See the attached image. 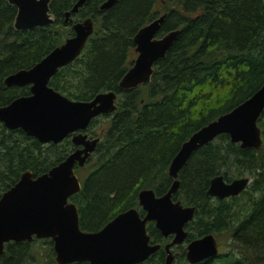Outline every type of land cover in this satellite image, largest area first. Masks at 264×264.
Listing matches in <instances>:
<instances>
[{
  "label": "trees",
  "instance_id": "16d2710c",
  "mask_svg": "<svg viewBox=\"0 0 264 264\" xmlns=\"http://www.w3.org/2000/svg\"><path fill=\"white\" fill-rule=\"evenodd\" d=\"M104 1L86 0L65 22V12L77 0H50L51 24L16 30L15 6L0 0V107L30 93L28 85H5L6 76L39 62L73 34V23L93 22L81 54L48 82L72 100L116 93L115 110L95 117L85 129L99 138L94 152L84 166L74 167L82 185L69 200L85 231L99 230L129 208L143 216L138 192L152 189L160 196L169 189L173 178L168 167L182 143L264 82V0H117L100 9ZM161 14L165 17L157 35L179 29L178 36L154 63L148 82L120 88L119 80L135 57L134 34ZM257 125L259 149L241 148L228 134H220L194 150L179 170L172 199L193 206L194 215L184 226V242L171 248L175 264H191L185 258L187 243L210 233L216 241L227 234L232 249H220L195 264H264V108ZM72 149L67 138L41 143L0 122V195L24 171L46 172ZM217 175L227 182L241 177L250 182L238 195L219 199L206 193ZM146 230L149 242L161 247L136 264H164L169 239L152 221ZM43 243L49 251L42 264H56L48 238L5 243L0 264H39L35 247Z\"/></svg>",
  "mask_w": 264,
  "mask_h": 264
},
{
  "label": "water",
  "instance_id": "95a60500",
  "mask_svg": "<svg viewBox=\"0 0 264 264\" xmlns=\"http://www.w3.org/2000/svg\"><path fill=\"white\" fill-rule=\"evenodd\" d=\"M15 6L13 27L29 30L53 22L50 0H5ZM86 0H77L64 21L71 20L70 13L77 12ZM117 0H105L100 9L110 8ZM165 17L143 25L133 36L136 53L131 66L119 80L120 88H134L148 82L154 63L164 57L179 34L174 29L157 35ZM73 34L53 48L29 69H21L4 79L5 85H28L29 94L19 96L0 107V122L10 129L20 128L27 136L41 143H58L72 134L71 141L81 148L75 149L46 172L33 175L26 170L18 180L0 195V255L4 244L10 241H32L48 238L52 242L54 262L68 264L86 261L89 264H136L156 252L160 244H151L146 224L152 221L163 236L172 235L164 245V264H175L171 246L184 242L186 223L192 220L193 206H184L173 200L179 181L177 174L190 154L220 134L241 148L259 149L262 145L257 120L264 108V82L247 99L230 111L208 122L182 143L172 158L168 174L173 178L169 189L155 195L152 189L138 192L136 208L118 213L97 231H85L79 226L77 206L69 197L81 188L75 165L82 166L94 151L99 138L89 139L83 133L90 121L115 110L116 93L99 92L91 100H72L48 85L57 70L75 60L93 33L91 18L72 24ZM78 131V132H77ZM250 182L248 177L229 182L221 175L210 180L207 194L219 199L238 195ZM218 243L213 234L192 239L186 245L185 258L195 264L218 253Z\"/></svg>",
  "mask_w": 264,
  "mask_h": 264
},
{
  "label": "rangeland",
  "instance_id": "374dc122",
  "mask_svg": "<svg viewBox=\"0 0 264 264\" xmlns=\"http://www.w3.org/2000/svg\"><path fill=\"white\" fill-rule=\"evenodd\" d=\"M97 132L98 129H96ZM83 176V175H82ZM217 242H218V246H219V250L221 249L222 252H226L230 249H232V243L228 237L227 234L225 233H221L219 235V237H217ZM41 246H36L35 249H36V252L39 251V258H38V262L39 264H42L44 262V258L46 257L48 251H49V248H48V245L47 244H40ZM214 264V263H212Z\"/></svg>",
  "mask_w": 264,
  "mask_h": 264
},
{
  "label": "flooded vegetation",
  "instance_id": "af4514ba",
  "mask_svg": "<svg viewBox=\"0 0 264 264\" xmlns=\"http://www.w3.org/2000/svg\"><path fill=\"white\" fill-rule=\"evenodd\" d=\"M65 19V18H64ZM135 55H136V53H135ZM109 114V113H108ZM101 115H103V114H101ZM94 119V118H93ZM87 128V127H86ZM85 128V129H86ZM85 129L84 130H82V132L83 133H85V134H87L86 132H85ZM78 132V131H77ZM71 136H72V134H70V135H68L67 137H65V138H67V139H69L70 141H71ZM87 137L89 138V139H94V138H96V137H91V136H89L88 134H87ZM64 138V139H65ZM98 138V137H97ZM99 142V141H98ZM50 143V142H49ZM59 143V142H58ZM71 143H72V141H71ZM72 145H73V149L70 151V153L71 152H73L75 149H78V148H81L82 146H80V145H74L73 143H72ZM97 145V144H96ZM96 148V147H95ZM95 150V149H94ZM94 152V151H93ZM69 153V154H70ZM91 155V154H90ZM86 163V162H85ZM85 163H84V165H85ZM84 165H82V166H84ZM78 166V165H77ZM82 166H80V167H82ZM80 183H81V181H80ZM82 185V184H81ZM164 237H166L167 239H169V242L172 240V235H168V236H164ZM168 242V243H169ZM167 244V243H166ZM171 248H172V246H171ZM170 248V249H171ZM218 250H219V247H218Z\"/></svg>",
  "mask_w": 264,
  "mask_h": 264
}]
</instances>
